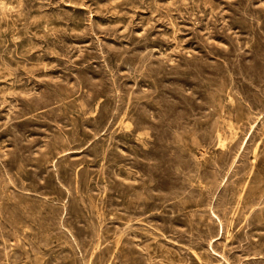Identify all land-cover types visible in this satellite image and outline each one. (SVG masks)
Instances as JSON below:
<instances>
[{
	"label": "rangeland",
	"instance_id": "rangeland-1",
	"mask_svg": "<svg viewBox=\"0 0 264 264\" xmlns=\"http://www.w3.org/2000/svg\"><path fill=\"white\" fill-rule=\"evenodd\" d=\"M0 264H264V0H0Z\"/></svg>",
	"mask_w": 264,
	"mask_h": 264
},
{
	"label": "bare ground",
	"instance_id": "bare-ground-1",
	"mask_svg": "<svg viewBox=\"0 0 264 264\" xmlns=\"http://www.w3.org/2000/svg\"><path fill=\"white\" fill-rule=\"evenodd\" d=\"M124 118V117H123ZM122 128V127H121ZM224 147V146H223ZM220 148V147H219ZM256 152V151H255Z\"/></svg>",
	"mask_w": 264,
	"mask_h": 264
}]
</instances>
